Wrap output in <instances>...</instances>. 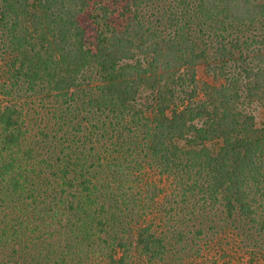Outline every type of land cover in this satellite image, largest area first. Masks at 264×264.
<instances>
[{"label": "trees", "instance_id": "obj_1", "mask_svg": "<svg viewBox=\"0 0 264 264\" xmlns=\"http://www.w3.org/2000/svg\"><path fill=\"white\" fill-rule=\"evenodd\" d=\"M0 264H264V0H0Z\"/></svg>", "mask_w": 264, "mask_h": 264}]
</instances>
